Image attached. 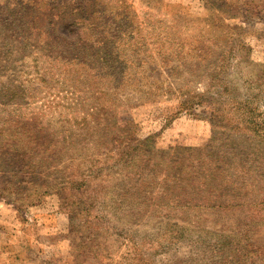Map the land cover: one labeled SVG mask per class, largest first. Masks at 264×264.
Here are the masks:
<instances>
[{
  "label": "rangeland",
  "instance_id": "374dc122",
  "mask_svg": "<svg viewBox=\"0 0 264 264\" xmlns=\"http://www.w3.org/2000/svg\"><path fill=\"white\" fill-rule=\"evenodd\" d=\"M0 264H264V0H0Z\"/></svg>",
  "mask_w": 264,
  "mask_h": 264
}]
</instances>
